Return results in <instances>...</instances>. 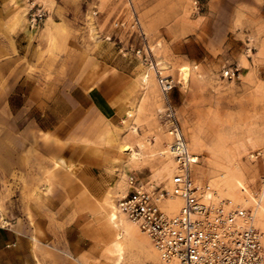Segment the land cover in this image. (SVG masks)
Here are the masks:
<instances>
[{
  "label": "rangeland",
  "instance_id": "1",
  "mask_svg": "<svg viewBox=\"0 0 264 264\" xmlns=\"http://www.w3.org/2000/svg\"><path fill=\"white\" fill-rule=\"evenodd\" d=\"M32 5L34 10L45 12L43 21L34 26L29 21ZM24 9L25 17H21ZM0 15L11 34L17 36L21 31L22 35L16 44L18 49L14 47L16 70L13 65L7 68L6 84L0 86L11 94V109L23 111L22 124L29 123L30 114L40 116L37 105H43L41 100L48 102V117L41 119L43 126L69 112L71 105L60 85L67 76L80 81L87 90L106 82L103 86L118 94L112 104L85 103L66 123V138L82 146H104L113 163L108 167L112 177L103 182L101 196L79 199L80 209L88 211L79 219L84 230L67 229L64 214L53 211L41 213L47 221L43 228H30L33 208L40 207V193L53 194L63 186L52 179L59 178L65 166H57L53 152L45 156L40 146L65 143L58 140V133L49 132L56 138L49 139L38 126L14 132L0 124V217L7 221L0 229V264H47V258L56 259V251H69L71 240L82 243V231L87 235L86 264L160 263L150 243L132 246L128 259L118 262L109 252L110 241L105 239L102 227L107 194L111 192L117 204L128 189L124 179L128 170L161 179L167 173L159 174L162 165L153 157L143 156L138 167L132 165L130 152H124L123 145L130 144L138 151V139L151 145L159 133L172 137L171 109L187 143L196 134L206 148L192 150L190 146L198 156L193 167L197 182L212 185L216 178L207 156L211 142L220 136L228 143L247 141L238 160L246 174V193L257 195L264 174L262 159L253 156L256 150L264 152V0H0ZM48 18L52 19L51 32L45 29ZM6 40L14 42L10 34H6ZM13 58L8 56L6 60ZM159 62L166 65L164 69ZM20 64L22 68L17 70ZM183 65L191 68L188 79L181 70ZM146 68L155 70V78L161 73L174 79L168 97L157 79L155 91L147 88L142 78ZM232 71L234 76L230 75ZM50 78L53 83L46 98H41L45 87L40 80ZM35 79L37 89L31 98ZM8 121L13 118H6V127ZM253 130L260 139L250 138ZM119 179L123 182L115 190ZM64 184L73 188L69 182ZM72 200L65 198V202ZM14 221L25 228L19 229V239L12 241L6 233L14 231ZM36 235L46 246L41 247ZM5 239L11 244L3 242Z\"/></svg>",
  "mask_w": 264,
  "mask_h": 264
},
{
  "label": "built area",
  "instance_id": "2",
  "mask_svg": "<svg viewBox=\"0 0 264 264\" xmlns=\"http://www.w3.org/2000/svg\"><path fill=\"white\" fill-rule=\"evenodd\" d=\"M34 7L29 13L32 26L45 17L44 11ZM157 77L162 93L168 97L174 79L161 73ZM169 117L173 118L169 130L172 141L167 146L174 160L172 172L161 179L153 174L141 176L133 169L127 171L128 190L118 199L119 210L150 238L160 255L158 264H264V218L259 219L253 204L227 197L205 199V193L213 188L197 182L193 167L198 156L189 149L172 109ZM253 156L261 158L264 165L263 151L256 150ZM263 189L264 174L258 198ZM173 199L181 202L176 210L169 206ZM5 227L0 217V229Z\"/></svg>",
  "mask_w": 264,
  "mask_h": 264
},
{
  "label": "crops",
  "instance_id": "3",
  "mask_svg": "<svg viewBox=\"0 0 264 264\" xmlns=\"http://www.w3.org/2000/svg\"><path fill=\"white\" fill-rule=\"evenodd\" d=\"M4 24L5 18L3 15H0V72L3 71V75L0 76V86H4L6 84L4 83V71L7 68L11 67V65H16V52L14 50L18 49V46H16V44L18 43L17 41L19 38H22L21 31H19L17 36H14V34H11L12 32L7 30V26H5ZM6 34L11 35V38L14 40L13 44L9 40H6ZM8 56H13V60H6ZM21 68L22 67L20 64L19 67H17V70H21ZM14 69L16 70V66ZM40 81V83L45 87L43 93L41 94V98L43 96H45L46 98L47 94L45 93L48 91V86L53 83V79H41ZM104 84L108 83H102L101 81L97 84L96 87L87 90V88H85V86H83L80 81H78L74 77H65L63 80H61L60 83L61 92L68 98V103L69 105H71V108H69V112H67V114L64 115L60 120H58L57 122H51L50 124L45 126H43V124L41 123V119H43L45 116L48 117V111L46 110L48 106L47 100H41L43 105H37L40 106V116L30 114L29 123L25 126L24 124H22V118L24 117L23 111L18 108L11 109L10 92L7 95L6 89L3 88L1 90L0 88V102L3 104V110H0V124H3L4 130L8 128L9 130H12L14 132H16L17 130L21 132V130H23V127L26 128L27 131V128L29 126H38L43 129L44 135H47L49 139H56L50 134L54 132L60 135V138L58 140L65 143V145L58 147L44 148L40 146V150L46 152L45 156H47L49 153H51L50 151H52L53 156L56 157V159H64V169L55 167L56 169L61 170L57 175L59 176V178L52 179L53 181L58 180L62 182L63 186L61 189L57 188L53 194H45V191H43V193H40L41 200H37V203L40 204V207L33 208L34 223H32V221L30 222L31 229L35 230V228H39V226L43 228L44 223H46L47 221L42 218L41 213H48L53 211L55 213L64 214L63 219L64 223L67 224V229L76 231L84 230L85 225L80 224L79 219L88 211L80 209L82 203L79 199H91L100 197L102 188L104 187L103 182L110 181L112 174L110 173L108 167L112 166L113 163L109 161V158L107 157L108 154L104 146L96 144H87L85 146H82L72 142L73 139L65 137V134L67 133V129H65L66 123L68 125L72 121L71 119L73 118V113L84 107L85 103L93 102L94 104H96V101H98L100 103L105 102L107 104H112L113 102H115L114 99L118 95L117 92L112 93L111 91L107 90L105 88L106 86H103ZM36 89L37 79H35L33 83V89L30 94L31 98L33 97V93ZM30 97L29 99H31ZM5 101H7L8 109L5 105ZM6 118H13V121H8L10 123L8 127H6ZM56 174L53 173V175ZM39 179L43 180L41 177H39L38 180ZM65 182L71 183V186L73 188L70 189L69 185L64 184ZM67 196H69V198H72L73 200L70 202H65V198ZM22 228L25 227L23 225L20 226L19 221H14V223L12 224V230L14 231L4 233L9 236L7 237L8 240L13 241L16 238L19 239L18 230ZM81 236L82 243L76 242L75 244L71 240L69 242L71 250L69 249V251H56V259L52 261L53 259L47 258V264H86L84 256L85 252L87 251V235L84 231H82ZM36 237L42 248L43 246H46V244L43 243V239L39 238V236L37 235ZM8 240L5 239L4 241H2L7 245H10L11 242H8ZM97 244L98 242L95 241V245ZM80 245H82L81 248H76V246L79 247Z\"/></svg>",
  "mask_w": 264,
  "mask_h": 264
},
{
  "label": "bare ground",
  "instance_id": "4",
  "mask_svg": "<svg viewBox=\"0 0 264 264\" xmlns=\"http://www.w3.org/2000/svg\"><path fill=\"white\" fill-rule=\"evenodd\" d=\"M25 9L19 13L21 15V17L22 16L25 17ZM18 11H19V9H18ZM51 20L52 19L48 18L47 22H45L47 25V28H45V29L48 31H50V28H52L49 26ZM23 21L24 20H22L21 22H23ZM158 64L160 65V69H164L166 66L162 62H159ZM181 70L183 71L185 78L188 79V75L190 74V70H191L189 65H183ZM155 76H156L155 70L153 71L151 68L147 69L143 73V76H142L145 84L147 85V88L151 92L155 91V89L157 88L156 79L158 81V78H155ZM140 109H141V105L139 106L138 111ZM128 113H129V111H128ZM162 128H164V127H162ZM129 130H130V128H129ZM253 134L256 135V131H254V130L252 131L250 138H252V137H254V139L255 138H257V139L261 138L260 136L259 137L254 136ZM247 139H248V137H247ZM171 140H172L171 136H168L164 133H159L155 137V142H152L151 145H146V143L143 140L138 139L137 145L140 149L138 151L135 150L130 144H124L123 148H124V152L126 150H129V152H130L129 163H131L132 165L138 167L140 162L143 161V159H144L143 156L153 157V158L159 159L158 161L162 165V167H160L158 169L159 174H162L164 172H167V174H170L173 170L172 165L174 164V160L172 159L167 146L171 142ZM245 143L243 144V142H239V141L238 142L233 141L232 143H228V141L226 139H224L223 137L220 136L208 145L207 156L210 157V162H211L212 167H213L212 171L215 174L216 178H215V180H213V184L211 185V186H213L212 187L213 189L208 190V192H206L204 196H205V199H207V200L210 198H214V199L219 198L220 199V198L227 197V198H230L236 202H242V203L248 202L249 204L254 205L255 212L258 215L259 219H263L264 218V189L261 192L259 198L255 194H252V193H250L248 195L246 193V191L243 190V188L245 187L244 186V179H245L246 174H245L244 167L240 164V162L238 160V154H239L242 146L245 145ZM190 146H191L192 150L193 149L194 150L206 149V148H204V143L201 140L200 136L196 135V134H194L192 136L190 144H188L189 149H190ZM203 152H205V151H203ZM55 164L57 166H63V165H65V161L63 158H57L55 160ZM123 177L124 176L122 175V178ZM122 182H123L122 179L118 180V183L115 186V190H117L121 187ZM118 195H120V194H118ZM180 203L181 202L179 199L169 200V206L171 209H174V210L179 208ZM106 204L108 205V209L104 215V223H103L102 230H103V233L105 234V239H108L110 241L109 252L112 255L117 257L118 262H124V260L127 258L128 253L130 252V248L132 246L135 247L138 244L145 245V244H149V243H150V245L153 246L150 238L144 232H142L136 224H134L132 221H130L124 213H122L119 210L118 205L113 201L111 192H108V194H107ZM141 247H143V246H141ZM152 248H154V246ZM142 250L145 251L146 249L144 250V248H143ZM136 253L138 254V252H136ZM133 254L134 253H132V256H133ZM154 254H156L158 259L160 260V255L155 248H154ZM133 258H135V257H133ZM135 259H137V257Z\"/></svg>",
  "mask_w": 264,
  "mask_h": 264
}]
</instances>
